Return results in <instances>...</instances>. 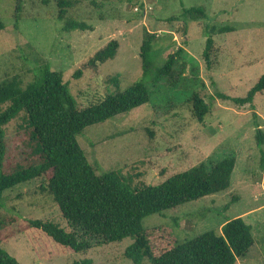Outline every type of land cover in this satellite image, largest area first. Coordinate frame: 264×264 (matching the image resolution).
<instances>
[{
	"label": "rangeland",
	"instance_id": "1",
	"mask_svg": "<svg viewBox=\"0 0 264 264\" xmlns=\"http://www.w3.org/2000/svg\"><path fill=\"white\" fill-rule=\"evenodd\" d=\"M58 1L26 0L17 22L15 0H0L4 26L0 84L16 79L24 88L47 65L62 75L69 94L83 109L115 93L108 84L113 76H119L121 92L141 79L139 49L146 33L156 35L155 66L182 48L170 76L148 85L147 105L86 128L77 137L78 144L97 174L117 172L132 187L159 185L199 164L211 169L234 158L228 190L151 215L142 226L153 254L159 256L207 231L220 234L227 221L241 218L252 229L254 245L236 264H264L263 172L256 145L257 129L264 134V91L255 96L253 109L238 108L217 96L243 98L264 74V0H97L95 5L70 0L73 5L66 18L93 28L86 32L63 31ZM198 7L206 18L188 20L184 31L181 15ZM206 27L216 30L210 70L202 59ZM224 27L234 31L218 33ZM111 40L119 44L115 58L101 65L98 74L84 72L74 79L80 65ZM194 95L210 108L201 123L192 113ZM22 119L20 115L5 127L8 138L16 135ZM41 184L36 180L3 195L0 243L10 256L20 264H72L84 259L93 264H131L124 257L130 238L112 244L92 241L85 253H75L35 230L30 221L51 222L71 231L53 199L39 190Z\"/></svg>",
	"mask_w": 264,
	"mask_h": 264
},
{
	"label": "trees",
	"instance_id": "2",
	"mask_svg": "<svg viewBox=\"0 0 264 264\" xmlns=\"http://www.w3.org/2000/svg\"><path fill=\"white\" fill-rule=\"evenodd\" d=\"M26 0H15V17L18 22ZM89 1L95 5L97 0ZM70 0L57 2V19L64 32L92 31L85 22L67 19ZM202 7L185 10L181 15L184 31L188 20H204ZM172 18L170 21H174ZM4 26L0 20V32ZM214 27H206V41L202 59L208 70L213 67ZM234 30L224 27L218 33ZM156 35L146 33L140 49L141 79L124 92L119 89V76L109 79L115 93L106 95L99 103L80 108L68 92L62 75L45 65L39 77L22 88L16 79L0 84V207L5 192L17 186L42 180L39 190L49 195L59 209L62 219L71 231L66 232L57 224L39 220L30 225L41 231L53 243L75 253H85L92 241L105 244L118 243L130 238L124 257L131 264H236L254 245L251 227L241 218L227 221L220 234L207 231L180 245L175 244L159 256L153 254L142 221L151 215L175 209L186 203L224 192L230 188L235 159L227 158L211 169L199 164L187 171L175 174L159 185L132 187L117 172L97 174L86 159L77 137L88 127L102 124L145 106L150 101L149 84H157L172 73L180 48L169 55L162 66H155L153 49ZM119 49L116 40L90 56L73 75L79 79L84 72L98 74L99 67L113 60ZM264 91V74L243 98H230L218 94L238 108L253 109L255 96ZM192 113L203 122L210 108L197 95L191 99ZM23 115L22 124L13 138H8L5 127ZM258 128V125H256ZM256 145L260 150V168L264 188V134L256 132ZM2 224H0L1 226ZM0 264H20L10 256L0 243ZM72 264H93L84 259Z\"/></svg>",
	"mask_w": 264,
	"mask_h": 264
}]
</instances>
